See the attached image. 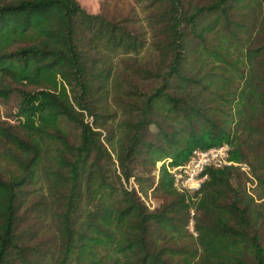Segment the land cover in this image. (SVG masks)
Returning a JSON list of instances; mask_svg holds the SVG:
<instances>
[{
	"label": "trees",
	"instance_id": "obj_1",
	"mask_svg": "<svg viewBox=\"0 0 264 264\" xmlns=\"http://www.w3.org/2000/svg\"><path fill=\"white\" fill-rule=\"evenodd\" d=\"M129 1L0 0V264H264V0Z\"/></svg>",
	"mask_w": 264,
	"mask_h": 264
},
{
	"label": "built area",
	"instance_id": "obj_2",
	"mask_svg": "<svg viewBox=\"0 0 264 264\" xmlns=\"http://www.w3.org/2000/svg\"><path fill=\"white\" fill-rule=\"evenodd\" d=\"M232 146L223 144L221 146L206 150L197 149L193 152L186 165L171 169L175 178V187L181 191H198L202 184L208 179L207 170L211 168H224L228 166H239L248 171L247 165L238 164L231 159ZM194 216V211L192 212ZM190 231L195 236L194 221H191Z\"/></svg>",
	"mask_w": 264,
	"mask_h": 264
},
{
	"label": "rangeland",
	"instance_id": "obj_3",
	"mask_svg": "<svg viewBox=\"0 0 264 264\" xmlns=\"http://www.w3.org/2000/svg\"><path fill=\"white\" fill-rule=\"evenodd\" d=\"M78 1L91 14H100L104 11H107L116 15L123 14V16L129 13L128 6L131 4L129 0H78ZM137 13H138V18L144 17L142 9L137 8ZM72 131L76 133L74 129H72ZM147 203L151 205L150 201H148ZM40 238L45 239L40 241L41 243L40 248L45 252L48 249V244H46V241H50V240H48L47 236ZM47 263L56 264V260L54 259L51 261L49 260Z\"/></svg>",
	"mask_w": 264,
	"mask_h": 264
}]
</instances>
